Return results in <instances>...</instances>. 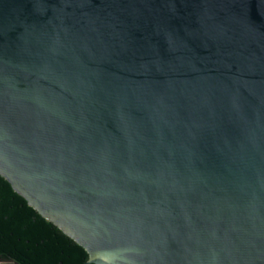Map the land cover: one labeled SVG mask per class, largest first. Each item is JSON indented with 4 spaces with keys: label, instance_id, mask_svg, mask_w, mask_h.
I'll list each match as a JSON object with an SVG mask.
<instances>
[{
    "label": "water",
    "instance_id": "obj_1",
    "mask_svg": "<svg viewBox=\"0 0 264 264\" xmlns=\"http://www.w3.org/2000/svg\"><path fill=\"white\" fill-rule=\"evenodd\" d=\"M0 175L86 261L264 264V0H0Z\"/></svg>",
    "mask_w": 264,
    "mask_h": 264
},
{
    "label": "trees",
    "instance_id": "obj_2",
    "mask_svg": "<svg viewBox=\"0 0 264 264\" xmlns=\"http://www.w3.org/2000/svg\"><path fill=\"white\" fill-rule=\"evenodd\" d=\"M0 256L21 264H95L86 250L40 215L0 175Z\"/></svg>",
    "mask_w": 264,
    "mask_h": 264
},
{
    "label": "flooded vegetation",
    "instance_id": "obj_3",
    "mask_svg": "<svg viewBox=\"0 0 264 264\" xmlns=\"http://www.w3.org/2000/svg\"><path fill=\"white\" fill-rule=\"evenodd\" d=\"M6 260H11V261H13V259H11V258L0 256V261H6ZM13 262L16 263V264H21V263L16 262V261H13Z\"/></svg>",
    "mask_w": 264,
    "mask_h": 264
},
{
    "label": "rangeland",
    "instance_id": "obj_4",
    "mask_svg": "<svg viewBox=\"0 0 264 264\" xmlns=\"http://www.w3.org/2000/svg\"><path fill=\"white\" fill-rule=\"evenodd\" d=\"M0 264H16L11 260H6V261H0Z\"/></svg>",
    "mask_w": 264,
    "mask_h": 264
}]
</instances>
